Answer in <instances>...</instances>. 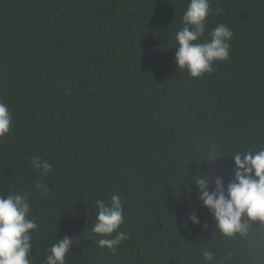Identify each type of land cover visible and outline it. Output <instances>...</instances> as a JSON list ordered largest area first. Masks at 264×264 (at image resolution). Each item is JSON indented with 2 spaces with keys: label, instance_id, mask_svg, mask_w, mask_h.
<instances>
[{
  "label": "trees",
  "instance_id": "obj_1",
  "mask_svg": "<svg viewBox=\"0 0 264 264\" xmlns=\"http://www.w3.org/2000/svg\"><path fill=\"white\" fill-rule=\"evenodd\" d=\"M187 4L0 0V102L13 125L0 138V195L30 201L32 264L65 235L66 264H208L205 249L217 264H264V225L224 237L193 182L207 173L226 187L230 155L264 148V0H210L202 40L218 24L233 35L229 59L199 78L175 63ZM209 152L222 156L200 161ZM37 156L52 164L46 176ZM113 194L128 235L115 253L91 231L95 201Z\"/></svg>",
  "mask_w": 264,
  "mask_h": 264
},
{
  "label": "clouds",
  "instance_id": "obj_2",
  "mask_svg": "<svg viewBox=\"0 0 264 264\" xmlns=\"http://www.w3.org/2000/svg\"><path fill=\"white\" fill-rule=\"evenodd\" d=\"M210 13V0H188L182 17L183 27L175 34L176 66L186 69L193 78L214 71L215 61L229 59L228 42L233 33L227 26L218 24L210 31L209 38L202 40L205 36V21ZM12 126L8 105L0 102V138L5 137ZM221 156L209 152L208 157L200 161L212 162ZM230 156L234 161L233 179L226 187L222 176L213 179L207 173H198L193 178L198 190L197 198L212 214L216 229L227 238L236 234L248 235L251 222L260 221L264 225V148L236 152ZM32 165L45 176L52 171V164L38 156L32 159ZM37 188H42L43 194H47L45 185L38 183ZM95 205L98 211L91 231L101 237L96 241L98 246L107 247L115 253L117 246L128 238L127 233L118 231L124 223L121 198L113 194L109 203L98 199ZM30 213L31 205L26 195H0V264H32L29 257L34 243L32 232L38 225L29 218ZM189 220L192 224L200 222L195 212L189 214ZM114 232L116 235L112 237ZM56 240L48 249L45 264H66V254L70 252L73 238L65 235ZM202 256L208 264H217L212 251L205 249Z\"/></svg>",
  "mask_w": 264,
  "mask_h": 264
}]
</instances>
